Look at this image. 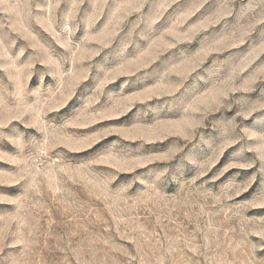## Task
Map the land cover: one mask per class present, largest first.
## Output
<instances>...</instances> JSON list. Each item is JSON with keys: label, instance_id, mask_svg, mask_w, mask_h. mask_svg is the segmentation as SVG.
<instances>
[{"label": "rangeland", "instance_id": "obj_1", "mask_svg": "<svg viewBox=\"0 0 264 264\" xmlns=\"http://www.w3.org/2000/svg\"><path fill=\"white\" fill-rule=\"evenodd\" d=\"M264 0H0V264H264Z\"/></svg>", "mask_w": 264, "mask_h": 264}, {"label": "snow or ice", "instance_id": "obj_2", "mask_svg": "<svg viewBox=\"0 0 264 264\" xmlns=\"http://www.w3.org/2000/svg\"><path fill=\"white\" fill-rule=\"evenodd\" d=\"M261 162L264 164V156L261 157Z\"/></svg>", "mask_w": 264, "mask_h": 264}]
</instances>
